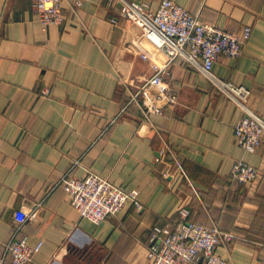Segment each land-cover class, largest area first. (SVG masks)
I'll use <instances>...</instances> for the list:
<instances>
[{"label":"crops","instance_id":"obj_1","mask_svg":"<svg viewBox=\"0 0 264 264\" xmlns=\"http://www.w3.org/2000/svg\"><path fill=\"white\" fill-rule=\"evenodd\" d=\"M74 1L44 28L33 0H0V256L15 213L35 206L20 231L43 241L29 264H151L153 228L185 206L189 218L235 234L216 247L228 264H264V140L253 152L236 143L241 107L177 57L163 77L178 101L146 114L130 101L152 73L131 42L140 27L119 3L81 0L74 10ZM175 1L227 30L251 25L243 53L220 56L213 71L248 88L264 117V0ZM239 158L258 168L254 182L230 178ZM88 171L137 189L142 207L128 202L100 223L83 217L58 181Z\"/></svg>","mask_w":264,"mask_h":264},{"label":"built area","instance_id":"obj_2","mask_svg":"<svg viewBox=\"0 0 264 264\" xmlns=\"http://www.w3.org/2000/svg\"><path fill=\"white\" fill-rule=\"evenodd\" d=\"M120 4L123 16L135 21L141 31L131 42L148 60L152 73L143 77L139 90L130 101L138 103L145 113H161L164 107L178 101L174 90L164 80V73L177 57L197 67L220 90L242 109L243 114L234 127L236 143L245 151H256L264 140V117L248 103V88L219 78L213 71L220 56L238 58L252 33L251 25L241 31H231L204 21L197 13L175 0H161L152 10L140 0H108ZM82 4L75 0L72 8ZM33 6L43 27L62 23L66 15L63 0H33ZM49 93V89L42 90ZM165 175L168 173L165 171ZM258 168L242 158L232 165L230 177L243 185L258 178ZM69 195L72 205L83 217L95 223L117 214L128 202L141 208L137 189L125 190L94 171L83 177L66 172L58 181ZM179 217L170 225L153 228L147 243V257L151 264H228V258L216 252L218 245L229 246L235 239L231 231L217 224L189 218L185 206L178 208ZM37 208H21L15 213L12 237L5 243L0 264H29L42 247V240L32 244L28 235H20L26 223L36 216Z\"/></svg>","mask_w":264,"mask_h":264},{"label":"water","instance_id":"obj_3","mask_svg":"<svg viewBox=\"0 0 264 264\" xmlns=\"http://www.w3.org/2000/svg\"><path fill=\"white\" fill-rule=\"evenodd\" d=\"M203 263V259L201 258L198 262V264H202Z\"/></svg>","mask_w":264,"mask_h":264},{"label":"trees","instance_id":"obj_4","mask_svg":"<svg viewBox=\"0 0 264 264\" xmlns=\"http://www.w3.org/2000/svg\"><path fill=\"white\" fill-rule=\"evenodd\" d=\"M231 178V177H230Z\"/></svg>","mask_w":264,"mask_h":264}]
</instances>
